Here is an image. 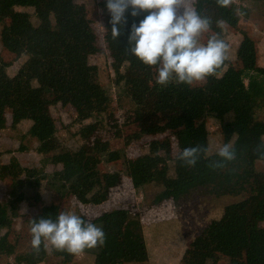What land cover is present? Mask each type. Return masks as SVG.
Wrapping results in <instances>:
<instances>
[{"label":"trees","instance_id":"16d2710c","mask_svg":"<svg viewBox=\"0 0 264 264\" xmlns=\"http://www.w3.org/2000/svg\"><path fill=\"white\" fill-rule=\"evenodd\" d=\"M77 1L78 5L88 2ZM254 1L264 7V0ZM194 6L200 15L205 11L212 12L228 25L235 26L238 21L232 0L223 6L217 0H195ZM13 7L33 12L18 11L11 15L9 25L4 26L0 34L1 45L17 59L39 62L36 69L25 67L24 78L29 86L36 80L40 86L22 90L4 72L0 59V132L6 129L5 109L8 108L13 118L30 123L27 134L37 143L35 151L43 152L58 139L56 121L44 114V108L49 104V98L68 91L69 105L75 114L70 126L80 127L81 144L47 158L39 169L24 168L22 172L26 179L50 181L66 189L82 205H102L109 200L110 189L115 186L117 177L114 175L116 171L113 174L101 172L92 155L101 147H98V127L88 122L102 112L103 105L96 82L98 68L85 63L86 56L93 54L94 43L88 41L85 33L86 20L79 14L83 9L77 8L75 0H0V14ZM129 13H126L127 23L122 26L118 39L114 40L111 34L106 36V41L118 48L117 54L111 57V63L129 71L127 76L119 78L121 85L116 98L128 107V119L138 121L156 115L164 117L162 124L129 137L133 141L154 138L144 144L149 152L140 154L131 162V185L135 195L144 189L155 188L158 192L151 201L154 205L174 199L192 186L213 184L208 177L214 169L210 164L220 158L216 152L207 154L206 129L201 123L197 125L203 117L221 118L230 114V120L221 124L224 144L231 143L236 154H246L251 162L259 159L264 150L260 147L264 144V119L259 117L264 114V68L257 63L254 42L243 34L239 46L242 67L235 70L227 66L225 60L215 74L204 81L205 85H149L155 67L145 65L125 50L131 25H138L147 13L138 17ZM89 34L92 37V32ZM197 145L207 148V152L201 154L194 167H187L177 159L180 151ZM25 151L23 147L17 150L18 153ZM44 165L59 169L46 174ZM172 169L173 177L170 176ZM217 169L218 172L227 170L225 167ZM199 182L202 184H197ZM19 197L6 200L13 215L18 211L16 203L20 201ZM243 206L237 203L223 205L220 217L209 222L202 236L207 239L210 253L226 258H234L237 250L244 248L245 264H250L257 224L264 222V185L256 191L251 225L247 226L246 217L241 213ZM58 214V208L50 206L42 209L38 219H55ZM7 215L6 205L0 203V231L6 228ZM88 222L101 226L105 233L103 245L80 252L92 256L93 264H148L137 212L112 206ZM12 250L7 234L0 236V253L8 254ZM43 256L41 245L38 252L32 248L25 256H17L16 262L38 264Z\"/></svg>","mask_w":264,"mask_h":264},{"label":"rangeland","instance_id":"374dc122","mask_svg":"<svg viewBox=\"0 0 264 264\" xmlns=\"http://www.w3.org/2000/svg\"><path fill=\"white\" fill-rule=\"evenodd\" d=\"M87 1V10L83 12L80 4L78 5V1L75 0L77 8L81 11L79 14H82L86 20L87 39L94 43L93 54L86 56L85 63L98 68L96 82L102 95L103 105L102 112L93 116L88 122L95 123L98 127V147H101L100 153L93 151L92 155L98 161L101 172L113 174L116 171L114 175L117 177V182L110 189V198L107 202L92 206L78 203L66 189L50 181L25 178L22 172L24 168L39 169L47 158L68 152L82 142L80 127L70 126L75 114L69 105L68 91L49 98V104L44 108V114L56 121L58 139L54 145L40 153L35 151L36 141L27 134L30 123L13 118L11 110L6 108V129L0 132V203L6 205L8 215L4 224L6 228L0 231V236L7 234L13 250L8 254L0 253V264H18L16 257L25 256L32 250L31 222L33 219H38L43 208L50 206H56L59 213H76L86 221L112 206L137 212L148 252V264H245L247 257L244 248H239L234 258L210 253L207 239L202 233L210 221L220 217L222 207L227 203L244 204L241 213L246 217L247 226L252 224L251 212L255 205L256 191L264 185V150L259 155V159L253 162L246 154L237 153L235 160L226 163L227 170L218 172L217 168L211 169L212 173L208 177L212 185L192 186L174 199L151 204L158 192L155 188L144 189L139 195H135L131 185L133 175L131 162L140 154L149 152L144 144L154 138L146 137L133 141L129 137L154 125L162 124L164 117L156 115L138 121L128 119V107L123 102L119 103L116 93L121 85L119 78L127 76L129 71L121 65L111 63V57L117 54L118 48L106 41V36L111 34L106 0ZM232 1L236 7L238 20L236 25H228L214 13L205 11L202 16L209 17L212 23L210 31L203 33L200 41L206 43L210 35L218 34L229 46L227 66L237 70L242 67L239 46L245 34L254 42L253 48L258 55L257 63L264 68V7L254 0ZM18 11L33 12L20 7L5 10L0 14V34L3 27L9 25L11 15ZM91 32L95 34L93 38L89 34ZM0 59L4 72L16 81L22 90L29 87L39 88L38 80L29 86L24 78L25 67L29 70L36 69L40 66L39 62L25 58L17 59L4 50L1 42ZM155 76L154 68L148 81L149 85L156 83ZM203 84L204 81L194 85ZM116 114L120 115L117 117ZM259 117L264 119V114H260ZM230 118V114L221 118L203 117L197 122V125L201 123L206 129L208 155L217 152V149L224 144L221 124L229 121ZM20 147L25 148L26 151L18 153ZM57 169L59 167L49 165L44 168V172L51 174ZM170 176H174L173 169L170 171ZM19 195L21 199L16 203L18 211L13 215L9 212L11 205L6 203V200ZM256 232L250 264H264V222L257 224ZM45 243L47 242L41 244L44 256L38 264H93L92 256L67 253L65 250H56L50 245L46 248Z\"/></svg>","mask_w":264,"mask_h":264},{"label":"clouds","instance_id":"9594fccd","mask_svg":"<svg viewBox=\"0 0 264 264\" xmlns=\"http://www.w3.org/2000/svg\"><path fill=\"white\" fill-rule=\"evenodd\" d=\"M217 3L223 6L229 0H217ZM194 5L195 0H106L112 38L117 40L121 35L129 10L132 17L146 12L138 25H131L125 50L145 65L155 67L158 85L192 86L203 82L227 59L229 46L218 34L210 35L206 43H201L200 37L210 31L212 21L200 15ZM260 147L264 148V144ZM206 152L207 148L200 145L188 147L179 152L177 159L187 167H194ZM216 155L220 159L210 167L223 168L236 159V150L231 143H225L217 149ZM30 231L31 245L37 252L44 242H47L46 248L50 245L71 254L105 242L101 226L73 212H60L55 219H33Z\"/></svg>","mask_w":264,"mask_h":264},{"label":"crops","instance_id":"0c3cea01","mask_svg":"<svg viewBox=\"0 0 264 264\" xmlns=\"http://www.w3.org/2000/svg\"><path fill=\"white\" fill-rule=\"evenodd\" d=\"M80 7L83 9V12H84L85 10H87V2L85 1V3H82V5H80ZM96 19H97V18H96ZM94 35H95V34L92 33V37H91V38H93ZM113 46H114V45H113Z\"/></svg>","mask_w":264,"mask_h":264},{"label":"built area","instance_id":"2783aa9c","mask_svg":"<svg viewBox=\"0 0 264 264\" xmlns=\"http://www.w3.org/2000/svg\"><path fill=\"white\" fill-rule=\"evenodd\" d=\"M120 114H116V116L118 117Z\"/></svg>","mask_w":264,"mask_h":264}]
</instances>
